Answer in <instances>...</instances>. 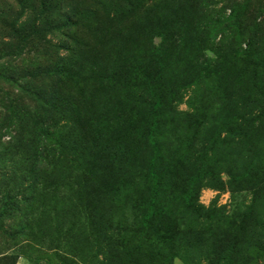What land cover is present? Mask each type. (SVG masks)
Wrapping results in <instances>:
<instances>
[{
    "label": "rangeland",
    "instance_id": "374dc122",
    "mask_svg": "<svg viewBox=\"0 0 264 264\" xmlns=\"http://www.w3.org/2000/svg\"><path fill=\"white\" fill-rule=\"evenodd\" d=\"M0 264H264V0H0Z\"/></svg>",
    "mask_w": 264,
    "mask_h": 264
},
{
    "label": "trees",
    "instance_id": "16d2710c",
    "mask_svg": "<svg viewBox=\"0 0 264 264\" xmlns=\"http://www.w3.org/2000/svg\"><path fill=\"white\" fill-rule=\"evenodd\" d=\"M193 186H194V185H191V186H190V190H189V193H188L189 195L192 194V192H193V190H194V189H193Z\"/></svg>",
    "mask_w": 264,
    "mask_h": 264
}]
</instances>
